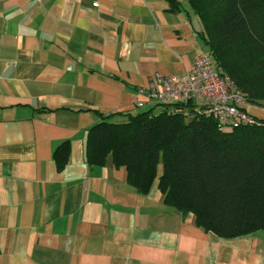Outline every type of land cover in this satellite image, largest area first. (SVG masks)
<instances>
[{"label": "crops", "instance_id": "1", "mask_svg": "<svg viewBox=\"0 0 264 264\" xmlns=\"http://www.w3.org/2000/svg\"><path fill=\"white\" fill-rule=\"evenodd\" d=\"M178 1L0 0V264H264L262 230L221 238L166 205L158 180L143 195L110 158L87 163L94 110L154 105L137 107L138 90L208 51Z\"/></svg>", "mask_w": 264, "mask_h": 264}, {"label": "trees", "instance_id": "2", "mask_svg": "<svg viewBox=\"0 0 264 264\" xmlns=\"http://www.w3.org/2000/svg\"><path fill=\"white\" fill-rule=\"evenodd\" d=\"M167 1L170 10H181L178 0ZM188 3L202 24L199 39L243 94L241 109L253 121L224 130L192 100L154 103L136 113L94 110L100 120L88 130L87 163L101 167L110 158L143 195L158 180L166 205L193 213L198 227L221 238L253 234L264 230V114L248 106L264 111V0ZM117 114L126 120L113 121ZM69 154L68 140L54 149L59 171Z\"/></svg>", "mask_w": 264, "mask_h": 264}, {"label": "built area", "instance_id": "3", "mask_svg": "<svg viewBox=\"0 0 264 264\" xmlns=\"http://www.w3.org/2000/svg\"><path fill=\"white\" fill-rule=\"evenodd\" d=\"M142 96L137 107L151 103H186L192 100L201 110L212 115L224 130L241 123L252 122V116L243 111V94L231 79L220 72L210 53L194 57L191 67L181 75H156L147 89H139Z\"/></svg>", "mask_w": 264, "mask_h": 264}, {"label": "rangeland", "instance_id": "4", "mask_svg": "<svg viewBox=\"0 0 264 264\" xmlns=\"http://www.w3.org/2000/svg\"><path fill=\"white\" fill-rule=\"evenodd\" d=\"M153 104H154V103H153ZM254 107H255V106H248V108H250L251 111H252L251 108H254ZM158 108H159V107H158ZM255 108H257V107H255ZM261 108H262V106H261ZM258 109H259V107H258ZM260 110H262V109H260ZM260 234H263V235H264V230H262ZM263 239H264V238H263ZM261 247H262V249H263V251H264V245H262Z\"/></svg>", "mask_w": 264, "mask_h": 264}]
</instances>
